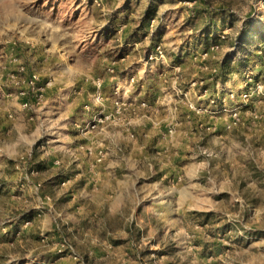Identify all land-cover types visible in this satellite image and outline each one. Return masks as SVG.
I'll list each match as a JSON object with an SVG mask.
<instances>
[{
	"label": "rangeland",
	"instance_id": "obj_1",
	"mask_svg": "<svg viewBox=\"0 0 264 264\" xmlns=\"http://www.w3.org/2000/svg\"><path fill=\"white\" fill-rule=\"evenodd\" d=\"M0 264H264V0H0Z\"/></svg>",
	"mask_w": 264,
	"mask_h": 264
},
{
	"label": "crops",
	"instance_id": "obj_2",
	"mask_svg": "<svg viewBox=\"0 0 264 264\" xmlns=\"http://www.w3.org/2000/svg\"><path fill=\"white\" fill-rule=\"evenodd\" d=\"M136 41V40H135ZM175 62H181L180 61V58H178V60H176ZM14 111H15V114H16V118H17V122H21V120H24V115L23 113L20 111V108L17 106V105H14ZM16 124V122H15ZM19 125V123H18ZM22 128V127H21ZM21 130V129H20ZM111 165H108V168H107V172L106 173H111V177H112V180L114 183L120 181V180H123L124 177H126V168L121 166L120 165V162L119 161H113L110 163ZM106 173H105V176H106ZM107 183H108V179H106ZM109 187H111V184H109Z\"/></svg>",
	"mask_w": 264,
	"mask_h": 264
},
{
	"label": "built area",
	"instance_id": "obj_3",
	"mask_svg": "<svg viewBox=\"0 0 264 264\" xmlns=\"http://www.w3.org/2000/svg\"><path fill=\"white\" fill-rule=\"evenodd\" d=\"M20 71H21V72L25 71V66H21ZM30 77H31V79H30V82H29V83H30L31 85H33V89H34V88H35L36 79H37V75H36V74H32ZM38 88H39V87L36 88V91H38ZM244 96H246V94H244ZM27 107H28V103L25 102V103L22 105V108H27Z\"/></svg>",
	"mask_w": 264,
	"mask_h": 264
},
{
	"label": "trees",
	"instance_id": "obj_4",
	"mask_svg": "<svg viewBox=\"0 0 264 264\" xmlns=\"http://www.w3.org/2000/svg\"><path fill=\"white\" fill-rule=\"evenodd\" d=\"M151 9V7H149V10ZM226 78V77H225ZM225 78H223L222 80L225 81Z\"/></svg>",
	"mask_w": 264,
	"mask_h": 264
}]
</instances>
